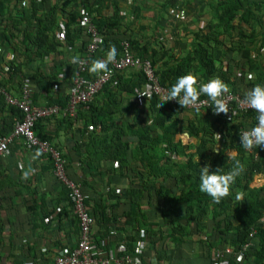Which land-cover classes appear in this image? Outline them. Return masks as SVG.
<instances>
[{
  "label": "trees",
  "instance_id": "trees-1",
  "mask_svg": "<svg viewBox=\"0 0 264 264\" xmlns=\"http://www.w3.org/2000/svg\"><path fill=\"white\" fill-rule=\"evenodd\" d=\"M15 1L13 7L10 6L11 0H0V48L20 33L21 42L27 41L31 47L34 46L32 53L42 59L56 51L59 45H74L76 37L82 35L85 37L75 55L80 59L86 54L89 42V34L78 23L77 8L82 5L103 37L100 49L89 57L88 66L96 56L105 54L109 49L114 48L118 54L120 41L127 39L135 55L150 60L159 83L167 90L178 77L191 74L203 82L219 78L227 88L242 93L239 85L242 80L230 79L233 70L229 60L226 62L228 64L221 63L225 50L220 35L231 36L229 30L237 28L239 39L250 40L241 42L235 48L238 51L235 66L245 67L254 73V78L247 81L250 87L264 84V71L251 56L250 47L254 42L253 24H262L257 12L261 13V17L264 15V0H213L216 21L194 32L191 54L172 57L163 51L160 58L165 60L160 61L159 67L155 65L157 48L149 46L150 39L129 38L124 31L120 32L122 20L116 0H61L63 9L74 3L72 9L65 12V23L61 29L56 14L57 4L51 5L50 0H28L26 6H20L19 0ZM109 8L111 10L108 13ZM245 28L251 29L250 32L245 34ZM57 29L61 30L60 34L63 32L61 39L55 35ZM26 47L28 49V44ZM259 48H264V26ZM88 66L82 75L92 78L95 74L89 73ZM76 67L77 64L66 62L62 82L49 83L50 86L57 85V99L46 105L56 104L62 112L70 92V89L67 92L65 90L67 85L71 88ZM132 77L124 79L121 74H115L90 101L77 106L75 117L62 113L57 115L68 125L76 119L82 122L81 135L84 139L78 144L84 148L83 157L79 159L81 169L100 171L101 162L114 161L116 182H119L120 177L128 182L121 193H115L114 188L108 193L115 197L116 208L108 207L103 201L90 205L87 197L84 200L94 223L99 226L93 236L95 241L102 245V237L109 235L108 242L114 243L119 235L122 236L125 227L129 226L136 233L122 237L128 240L125 244L132 250L136 235L142 230L145 234L142 239L147 245L140 254L141 264H212L213 251L225 246L237 251L250 241L241 261L237 262L229 255L226 264H264V224L258 223L264 213V185L249 184L255 174H264V149L258 147L249 152L239 145L238 136L239 126H247L244 119L251 116L248 126L254 124L251 113L240 114L234 122L218 120L216 124L214 118L209 116V110L195 112L196 119L187 121L184 129L196 142L184 144L176 137L182 122L180 114L184 109L167 102L159 107L161 100L155 95L145 99L143 107L137 106L129 98L132 99L142 87L145 78L140 70L134 72ZM8 107L12 122L22 120L20 110ZM145 111L150 115L148 121L142 118ZM121 112L133 114L130 123L128 119L121 118ZM39 120L33 125L35 135L46 139L58 150L50 142L52 136L36 128ZM13 127L14 124L0 137L8 135ZM216 132L221 133L222 146L218 151L214 148L218 142ZM234 161L239 162L242 171L230 186L228 195L219 203H213L209 196L199 191V168L208 163L210 171L220 167L221 172H226ZM67 176L79 184L86 195L83 188L85 181L72 177L68 172ZM61 189L71 212L69 189L63 184ZM120 218L123 220L120 221ZM251 228H255V232L249 238ZM191 243H196L197 249L184 251V245L187 244L189 249Z\"/></svg>",
  "mask_w": 264,
  "mask_h": 264
},
{
  "label": "crops",
  "instance_id": "crops-1",
  "mask_svg": "<svg viewBox=\"0 0 264 264\" xmlns=\"http://www.w3.org/2000/svg\"><path fill=\"white\" fill-rule=\"evenodd\" d=\"M11 1L10 6H13L16 1ZM61 2V0H50L51 5H58L56 14L60 29L65 23V12L72 9L74 4L71 2L63 9ZM75 4L78 5V3ZM259 18L262 24H253V37L257 39L261 38L264 15L262 17L259 15ZM60 29L55 30V35L61 39L63 32L60 34ZM124 34L129 38L138 37L142 39L131 28H126ZM80 36L76 37L74 45H59L56 47V51L40 59L32 53L35 47H31L27 41L21 42L22 37L20 33H17L11 38L10 43L7 45L4 43V47L1 46L0 85L13 95H18L22 79L28 78L33 88L31 98L34 105H46L51 100L57 99L56 84L50 86L49 83L51 81L62 82L61 79L65 76L66 62L73 55H77L81 40L85 37ZM26 44H28L29 50ZM259 49L258 45L252 55L254 59L257 56L256 51ZM260 50H264V48ZM105 54L96 56L94 60H103ZM10 55L12 57L9 59ZM260 55L263 57L264 52L261 51ZM261 57H258L257 63L264 71V63L262 64ZM240 70L250 72L241 67L237 68L236 71ZM136 71L133 68L124 69L116 74H121L124 79H128ZM55 73L57 75L54 76ZM250 73H252L251 79H253L254 73ZM251 79H241L239 85L242 93L251 88L247 84V81ZM198 83H203V81L199 80ZM69 89L70 86L67 85L65 92ZM131 101L137 106L143 107L144 101L136 102L132 99ZM8 106L0 97V134L8 131L14 124L9 115ZM123 117V120L128 119L130 123L133 114L128 113L127 116ZM180 117L182 119L180 129L185 127L187 121L196 119L195 113L190 110L183 111ZM60 119L61 117L57 115L40 119L36 128L39 132L43 133L44 131L52 136L50 142L60 150L65 162L66 173L68 172L72 177L81 178L85 181L86 185L83 188L86 190L88 204L92 205L103 201L108 207L116 208L114 205L115 197L108 193L113 188L114 190L118 188L119 193H121L128 183L127 180L123 179L124 177H120L119 182H116L114 174L116 162L110 160L101 162L100 171L81 169L79 159L83 157L84 148L78 144L84 139L81 135L82 122L80 119H76L68 125V122ZM243 121L246 122L247 126L250 124L247 119ZM180 132L179 130L178 134ZM178 134L176 137L180 139ZM181 135L188 139L187 141L180 139L184 144L196 142L195 138L188 136L185 129ZM215 137L218 145H220L221 136L215 135ZM52 169L53 164L49 154L40 152L36 148H25L19 137L10 142L6 155L0 156V264H51L59 247L73 245L76 241L78 226L73 214L69 211L70 208L61 189V183L53 174ZM249 184L250 186L264 185V175H254ZM98 228L99 226L94 223L92 226L93 236ZM111 230L113 231V229ZM134 232L129 226H126L122 236L134 235ZM119 236L118 240L123 242L127 240L121 235ZM109 239V235L104 236L101 243L103 244V240L106 242Z\"/></svg>",
  "mask_w": 264,
  "mask_h": 264
},
{
  "label": "built area",
  "instance_id": "built-area-1",
  "mask_svg": "<svg viewBox=\"0 0 264 264\" xmlns=\"http://www.w3.org/2000/svg\"><path fill=\"white\" fill-rule=\"evenodd\" d=\"M34 1L40 2L41 0ZM27 3L28 0H19L20 6H26ZM77 10L79 12L78 23L81 27L85 28L86 32L89 34V42L86 46V54L82 55L79 59L80 63L77 64L74 72L67 104L62 112L61 107L56 104L34 105L31 101L33 88L28 78L22 79L18 95H13L9 90L0 85V96L3 98L4 102L9 106L16 107L23 114L22 120L14 123L12 131L8 135L0 137V156L6 155L10 142L14 138L19 137L25 148H36L40 152L50 155L53 164V174L61 184L69 189L68 197L71 212L76 218L78 226L77 238L73 245L59 247L55 252L51 264H141L140 254L146 245L145 240L142 239L145 235L144 232L142 230L138 231L132 250L128 249L125 242L121 240L115 243L105 242L103 240V244L99 245L92 235V226L95 220L84 203L87 196L81 191L80 185L67 176L64 168L65 162L60 152L52 147L46 139L37 137L33 130V125L38 119L48 118L61 113L63 115L67 114L75 117L78 105L90 101L106 81L124 69L133 68L140 70L145 78L142 87L133 95V99L136 102L154 95L161 100L162 96L167 92V89L159 83L158 77L154 72V66L150 60L148 58L141 59L135 55L127 39L120 41V50L118 54L115 55L113 61L109 63V67L106 68L105 71L96 73L92 78L83 77L82 74L88 66L89 57H91L97 49H100L103 43V37L94 26L91 16L85 7L79 5ZM168 36V33H164V36L161 37L162 41L163 38ZM11 57L10 55L9 59ZM236 78L251 79L252 73L242 70L236 71ZM223 99L230 110V112L226 114H214L211 108V102L203 95L198 97L194 105L185 107V109L203 113L209 110L212 117L220 118L227 122H231L242 113L250 112L253 116V120H255L256 114L244 103L243 93L228 89V92L224 93ZM166 102L178 104L175 99ZM250 117L246 118L249 123H251ZM254 124H252V126ZM249 128V126L239 128L238 136L239 133L247 131ZM248 151L252 152V149H248ZM115 192L119 193L120 190L116 188ZM258 223L264 224V213L258 219ZM254 232L255 228H251L248 233L249 238L253 237ZM111 234H114V232H111ZM249 244L250 241H247V243H244L242 248L236 252H233L230 247L216 250L213 254L212 264H222L227 254H233L236 261H240L244 249H246Z\"/></svg>",
  "mask_w": 264,
  "mask_h": 264
},
{
  "label": "rangeland",
  "instance_id": "rangeland-1",
  "mask_svg": "<svg viewBox=\"0 0 264 264\" xmlns=\"http://www.w3.org/2000/svg\"><path fill=\"white\" fill-rule=\"evenodd\" d=\"M116 1L122 20V29L120 32H125L126 28H131L133 32L142 37V40H144V38H148V40L150 39L149 46L157 48L155 65H158V67L161 64L160 61L165 60L163 58H160V54L163 51H166L167 55H171L172 57L191 54L194 42V32L198 31L199 28H206L208 24L212 25L216 21V10L213 7V0ZM110 10L111 8L108 9V13L110 12ZM257 14L261 15L259 11L257 12ZM250 30L251 29L249 28H245V34L249 33ZM229 32H231V36H228L227 34L220 35L223 49L225 50V55L221 58V63L228 64L226 62H228L227 60H229L233 70L230 79L235 80V71L237 70L235 66V60L238 56V51L235 50V48L238 47L241 42L247 43L250 39H239V36H237L236 34L237 28H232L229 30ZM164 33H168L169 36L165 37L166 39L163 38L162 41L161 36L163 37ZM259 40L260 39L254 38V42L250 45V47H252L251 56L254 54L255 49L258 47ZM232 48H234V50ZM260 49L256 51V62L258 57H261V51L264 52V50ZM261 61L263 64L264 55L263 57H261ZM129 100H131V98H129ZM144 113L145 116L142 115V118L144 119V121H148L150 119V115L148 111H145ZM126 114V112H122L121 118H124L123 116ZM180 131L181 132L178 134L179 138L187 141V137L181 135L182 131H184V128H181ZM216 144V151H218L222 145H218L219 143ZM119 220L121 221L122 219L120 218ZM135 233L136 231L134 232V234ZM192 248L195 250L197 249L196 243H191L189 245V249L187 244H185L183 250L187 251L191 250ZM192 253L194 252L192 251Z\"/></svg>",
  "mask_w": 264,
  "mask_h": 264
},
{
  "label": "clouds",
  "instance_id": "clouds-1",
  "mask_svg": "<svg viewBox=\"0 0 264 264\" xmlns=\"http://www.w3.org/2000/svg\"><path fill=\"white\" fill-rule=\"evenodd\" d=\"M115 55V49L112 48L106 52L103 60H92L88 66L89 73H99L105 71L107 65L111 63L115 58ZM69 63L79 64L80 61L75 55H73L70 58ZM198 81L199 80L195 79L194 76L191 74H184L178 77L175 80V83L172 84L167 90V92L162 96L159 107L166 101L175 99L178 103L177 105L181 106L184 109L183 111H187L185 107L194 105L197 102L198 97L200 95H203L206 96L211 102V108L214 114L229 113L230 110L223 99L224 93L228 92L226 84L219 78H211L203 83H198ZM132 100L135 101L133 97ZM243 101L248 108L252 109L255 112L256 116L255 124L250 127L247 131L239 133V145L246 150L253 148L257 149L258 147L264 149V84H256L250 89L246 90L243 93ZM169 104L176 105L171 103ZM193 112L195 113L198 111ZM209 116L212 117L211 114H209ZM212 118H214L213 121H216V124H218V120L223 121L220 118ZM235 120L236 119L234 118L231 122H234ZM239 127L241 128L242 126ZM220 134V132L215 133V135ZM216 147L217 144L215 146V150ZM241 171L242 167L237 161H234L232 167L226 172H221L220 167L210 171V165L208 163H205L203 167L199 168V191L209 196L213 203H219L224 197L228 195L230 186L234 183L235 178L239 175ZM258 174L264 175L263 173H257L255 175ZM225 247H222L220 249H223ZM215 251H213V254ZM232 251L236 252L233 249ZM229 255H232L234 257L233 254H227L222 264L226 262V258Z\"/></svg>",
  "mask_w": 264,
  "mask_h": 264
}]
</instances>
